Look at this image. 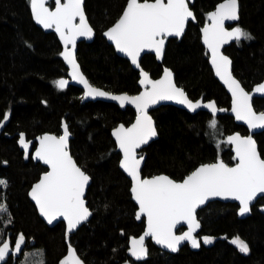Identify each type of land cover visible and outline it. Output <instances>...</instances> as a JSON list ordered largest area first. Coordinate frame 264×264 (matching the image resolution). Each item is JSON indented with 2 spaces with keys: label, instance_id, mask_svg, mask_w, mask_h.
<instances>
[{
  "label": "trees",
  "instance_id": "trees-1",
  "mask_svg": "<svg viewBox=\"0 0 264 264\" xmlns=\"http://www.w3.org/2000/svg\"><path fill=\"white\" fill-rule=\"evenodd\" d=\"M127 1L85 0L96 36L93 42L78 44L77 57L94 85L134 94L140 90L139 72L102 35ZM220 1L195 0L192 8L197 20L189 23L182 39H169L163 62L146 54L141 63L152 77H159L168 66L191 98H214L220 106L229 107L231 98L215 77L201 40V27ZM240 5L242 35L225 52L233 60L234 74L251 89L264 79V0H240ZM61 51L56 33L44 31L34 21L31 0H0V241L7 235L27 239L21 256L11 257L6 264H36V260L64 264L68 238L84 264H264V197L246 218H239L236 203L213 201L200 209L202 246L198 251L184 245L170 253L148 240L146 260L129 257V238L139 235L145 223L136 219L131 180L120 169L121 154L111 131L121 122L131 123L136 113L131 107L121 109L102 100L83 103V90L75 85L60 88L57 81L68 71ZM254 106L264 110V98H256ZM151 113L159 138L144 150V175L166 173L181 180L201 163L220 157L234 163L226 135L248 132L227 114H193L173 105ZM63 120L72 133L73 156L92 177L87 200L93 216L73 234L67 233L62 221L50 227L29 199L31 185L46 167L35 162L20 142V133L28 140L44 132L61 134ZM256 139L264 157V131ZM237 239L244 241L246 250Z\"/></svg>",
  "mask_w": 264,
  "mask_h": 264
},
{
  "label": "water",
  "instance_id": "water-1",
  "mask_svg": "<svg viewBox=\"0 0 264 264\" xmlns=\"http://www.w3.org/2000/svg\"><path fill=\"white\" fill-rule=\"evenodd\" d=\"M194 3L195 0H128L119 18L102 32L116 53L128 59L139 72L140 90L131 94L94 85L82 69L77 57L78 44L93 42L96 36L85 10V0H31L36 24L46 32L54 31L62 45L61 56L68 71L58 79L59 87H80L83 103L102 100L121 109L131 107L136 113L131 123L121 122L111 131L121 154L120 169L131 180L136 219L145 223L143 231L128 241L127 254L135 261L148 258V240L170 253L178 252L184 245L198 251L202 246L198 211L213 201L238 204L239 218H246L264 197V157L256 139V134L264 131V110H256L254 106L256 98H264V79L247 89L234 74L233 60L225 52L242 35L238 25L240 0L218 2L201 27V40L208 50L210 66L231 98L229 107L220 106L214 98H191L178 85L174 71L168 66H164L159 77H152L142 66L146 54H154L162 63L169 39L183 38L189 23L197 20ZM163 105L193 114L199 111L213 116L227 114L245 126L247 133L235 130L226 135L235 162L228 163L220 157L201 163L181 180L166 173L144 175L147 158L144 150L159 138L151 112ZM71 137L66 120L61 134L44 132L28 140L20 133L22 147L31 152L35 162L46 167L31 185L29 199L50 227L62 221L68 234L75 233L93 216L87 200L92 177L73 156ZM67 244L64 264H84L69 238ZM26 245V237L18 236L13 243L7 235L0 242V264H6L11 256L20 257Z\"/></svg>",
  "mask_w": 264,
  "mask_h": 264
},
{
  "label": "rangeland",
  "instance_id": "rangeland-1",
  "mask_svg": "<svg viewBox=\"0 0 264 264\" xmlns=\"http://www.w3.org/2000/svg\"><path fill=\"white\" fill-rule=\"evenodd\" d=\"M3 241V240H2ZM2 241H0V242H2ZM236 243L238 244V246L241 248V249H243V250H246V244L244 243V241H242L241 239H237L236 240ZM39 264L40 263V261H38L37 262V260H36V264ZM30 264H34V262L32 263V262H30Z\"/></svg>",
  "mask_w": 264,
  "mask_h": 264
},
{
  "label": "flooded vegetation",
  "instance_id": "flooded-vegetation-1",
  "mask_svg": "<svg viewBox=\"0 0 264 264\" xmlns=\"http://www.w3.org/2000/svg\"><path fill=\"white\" fill-rule=\"evenodd\" d=\"M53 3H54V2H51V3H50L51 6H53ZM10 238H11V236H10ZM16 238H17V237H16ZM16 238H15V239H16ZM15 239H12V238H11V240H12L13 243L15 242ZM11 257H12V256H11ZM11 257H10V258H11Z\"/></svg>",
  "mask_w": 264,
  "mask_h": 264
},
{
  "label": "bare ground",
  "instance_id": "bare-ground-1",
  "mask_svg": "<svg viewBox=\"0 0 264 264\" xmlns=\"http://www.w3.org/2000/svg\"><path fill=\"white\" fill-rule=\"evenodd\" d=\"M263 204V203H262Z\"/></svg>",
  "mask_w": 264,
  "mask_h": 264
}]
</instances>
